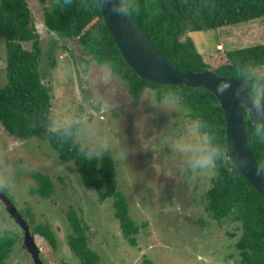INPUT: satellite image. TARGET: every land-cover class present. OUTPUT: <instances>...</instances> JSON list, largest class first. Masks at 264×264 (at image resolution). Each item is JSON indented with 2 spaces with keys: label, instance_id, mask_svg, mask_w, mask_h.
Listing matches in <instances>:
<instances>
[{
  "label": "rangeland",
  "instance_id": "1",
  "mask_svg": "<svg viewBox=\"0 0 264 264\" xmlns=\"http://www.w3.org/2000/svg\"><path fill=\"white\" fill-rule=\"evenodd\" d=\"M29 3L40 33L39 70L53 95L49 128L78 125L77 139L89 156L110 152L118 190L127 197L131 217L139 225L147 222L132 246L122 234L113 200L100 202L95 188L84 185L73 162H63L48 140L14 137L0 123V190L21 214L32 211L38 223L52 226L56 248L36 237L45 264L64 260L82 264L69 244L71 206L88 227L89 244L101 256L99 264H144L145 259L157 264H233L236 238L226 229L234 230V226L197 222V174L209 181L213 165L197 121L187 116L186 107L173 95L157 100L159 92L148 89L133 98L109 69L94 60L87 65L83 58L91 57L70 39L47 31L39 0ZM187 35L207 63L216 67L227 59V50L264 43V18ZM23 45L27 50L34 48L32 41ZM6 54L0 37V86L7 81ZM89 70L93 71L85 80ZM39 174L54 182L50 199L31 192ZM22 231L0 200V235L15 232L21 240L9 264H34L29 252L20 247Z\"/></svg>",
  "mask_w": 264,
  "mask_h": 264
},
{
  "label": "trees",
  "instance_id": "2",
  "mask_svg": "<svg viewBox=\"0 0 264 264\" xmlns=\"http://www.w3.org/2000/svg\"><path fill=\"white\" fill-rule=\"evenodd\" d=\"M39 1L43 4L42 22L47 31L70 39L84 55L91 57H82L87 65L94 60L109 69L135 99L148 89H156L157 100L173 95L177 98L173 100L186 107L187 116L197 121V131L205 137L213 164L209 181L197 174L199 182L194 186L197 222L202 226L233 225L234 230L226 229L230 237L236 238L233 264H264V197L229 159L224 110L215 94L202 87L157 86L140 77L123 58L98 0ZM122 1L147 38L179 71L215 68L219 74L244 80L250 94L258 100L264 89V43L229 49L227 59L213 67L187 34L264 18V0ZM37 28L29 0H0V37L7 49L4 68L7 81L0 86V123L14 137L48 140L63 162H73L84 185L95 188L100 202L113 200L122 234L136 246L141 225L147 222L139 225L131 217L127 197L118 190L113 155L106 152L101 157L89 156L77 139L78 125L49 128L53 95L39 70L41 48ZM30 41L34 48L27 50L23 44ZM246 128L264 172V126L253 123L246 114ZM192 174L195 176V171ZM35 179L38 185L31 192L52 198L55 193L52 178L39 174ZM22 214L36 237H43L53 248L57 247V236L50 223H38L32 211ZM67 216L73 229L69 235L73 253L82 264H99L100 253L90 246L88 227L73 206ZM17 236L15 232L0 235V264H9L21 243ZM61 264L73 263L64 260ZM144 264L157 263L145 259Z\"/></svg>",
  "mask_w": 264,
  "mask_h": 264
},
{
  "label": "water",
  "instance_id": "3",
  "mask_svg": "<svg viewBox=\"0 0 264 264\" xmlns=\"http://www.w3.org/2000/svg\"><path fill=\"white\" fill-rule=\"evenodd\" d=\"M98 4L123 58L140 77L157 86L202 87L215 94L224 110L229 159L264 197V172L246 128V114L253 123L264 126V89L255 101L242 79L219 74L213 69L179 71L147 38L122 0H98ZM0 199L24 231L23 246L31 254L34 264H45L30 225L1 190Z\"/></svg>",
  "mask_w": 264,
  "mask_h": 264
},
{
  "label": "flooded vegetation",
  "instance_id": "4",
  "mask_svg": "<svg viewBox=\"0 0 264 264\" xmlns=\"http://www.w3.org/2000/svg\"><path fill=\"white\" fill-rule=\"evenodd\" d=\"M93 70H89L88 71V73L86 74V76H85V80H87V78L89 79L90 78V74H91V72H92ZM81 74H82V72H81ZM83 77V76H82ZM91 79H93V78H91ZM94 92L96 93V90H94ZM97 94V93H96ZM101 100H103V99H101ZM1 200V199H0ZM22 246H23V244H22Z\"/></svg>",
  "mask_w": 264,
  "mask_h": 264
},
{
  "label": "clouds",
  "instance_id": "5",
  "mask_svg": "<svg viewBox=\"0 0 264 264\" xmlns=\"http://www.w3.org/2000/svg\"><path fill=\"white\" fill-rule=\"evenodd\" d=\"M24 235V234H23ZM31 255V254H30ZM32 257V256H31Z\"/></svg>",
  "mask_w": 264,
  "mask_h": 264
}]
</instances>
